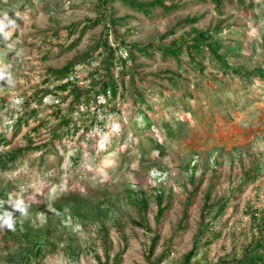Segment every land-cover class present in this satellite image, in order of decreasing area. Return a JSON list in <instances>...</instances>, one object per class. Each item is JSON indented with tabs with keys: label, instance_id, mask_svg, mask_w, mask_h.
<instances>
[{
	"label": "rangeland",
	"instance_id": "obj_1",
	"mask_svg": "<svg viewBox=\"0 0 264 264\" xmlns=\"http://www.w3.org/2000/svg\"><path fill=\"white\" fill-rule=\"evenodd\" d=\"M163 1L176 8L145 15L121 1L108 5V21L69 51L86 21L99 16V0H0V133L7 142L0 155L30 148L0 174V264H24L36 241L45 247L32 264H106L107 256L114 264L121 253L119 264H156L167 250L161 264H180L196 244L191 264L235 263L262 238L248 212L264 210V78L227 75L208 60L198 70L187 55L180 57L185 69L173 58L137 55L134 83L125 77V98H116L119 111L107 114L103 127L89 122L88 131L56 137L72 98L63 100L68 93L57 90L59 83L45 82L49 69L95 51V61L76 66L77 84L91 87L107 37L123 49L119 56L134 43L147 45L172 31L162 43L179 40L192 27L219 25L218 37L236 41L228 65L264 68V0L225 2L221 13L212 0ZM109 18L121 22L111 26ZM76 24L81 26L71 34ZM135 91L150 107L142 108L148 127L136 114ZM34 109L26 124L18 123ZM94 111H100L96 103ZM80 112L73 111L72 124L80 123ZM103 118L99 114L98 121ZM159 193L169 209L157 221ZM141 198L149 204L144 228L133 223L142 220L134 203ZM206 201L227 204L220 216H208L210 230L198 241Z\"/></svg>",
	"mask_w": 264,
	"mask_h": 264
},
{
	"label": "trees",
	"instance_id": "obj_2",
	"mask_svg": "<svg viewBox=\"0 0 264 264\" xmlns=\"http://www.w3.org/2000/svg\"><path fill=\"white\" fill-rule=\"evenodd\" d=\"M117 1H121L128 8L135 10L136 12H142L145 15H149L153 10L161 8L165 12H170L171 10L175 9L176 6H166L163 0H154L151 3H144V4H137L134 1L130 2L129 0H99L98 4V12L99 16L94 20H87L83 28L79 30L80 24L74 25L70 28V33L74 34L77 31L79 32V36L69 47L68 50H72L75 46H77L86 32L89 29L97 28L99 25L107 22L106 19L110 15V9L108 5L115 4ZM215 4V9L217 12L221 13V9L225 2L233 3L234 0H212ZM239 3H243V0H236ZM109 22L112 25L115 22H121L120 19L115 21L116 19H110ZM196 20L187 21L191 22L192 25L196 23ZM110 25V24H109ZM108 30V29H107ZM222 30L221 27L218 25L213 30H201L196 27H192L190 31L184 33L179 40H173L169 44L162 43L161 40L167 38V35H174V32H169L167 35L162 36L158 41L147 44V45H140L138 43H134L124 49L125 53L121 52V55L117 56V51H123V49L118 48L116 49L111 45L109 42L108 37L102 41V52L104 59L96 66L94 71L90 73V83H92L91 87L83 88L78 85L77 80L79 79V73L76 69L77 65L81 64H91L92 60L95 61V51L87 52L81 56L76 57L73 61L67 63L64 67L60 69H49V77L46 79L45 82H56L59 85L56 87L59 92H67L68 94L66 97H63V100L67 99L68 97L72 98L71 103V111L70 113L64 115L62 117L60 127L62 128V134L56 135V137H62V135H70L77 133L80 128L85 129L86 131L89 130V122L93 124H99V126L103 127L105 122V116L110 113H116L119 109L116 107L117 96L121 95L125 98V94L127 92L125 77L129 76L130 81L134 83V70L132 68V63L136 61L137 55L144 57V58H152L154 55H159L163 60L168 58H173L179 63V67L185 69L186 67L181 64L180 57L183 55H187L189 57L190 63L192 66L198 70L202 69V61L210 62L211 64H217V66L222 70L224 74L236 75L239 77H247V76H259L264 78V68L257 69L254 72H251L244 67H232L228 65L227 60L230 57L229 51L231 50L230 45L233 43L236 44V41L229 40L225 37H218L221 34ZM124 44V40L121 41ZM233 49V48H232ZM241 50L242 47H239ZM117 66L121 67L119 70V76L116 78L113 75L115 68ZM104 72L102 75V79L100 81L97 80V77L100 75L101 72ZM74 75L73 81L63 82L66 79H69L70 76ZM120 78V79H119ZM142 82V80L140 79ZM169 81L173 82L174 85H178V81L174 79H170ZM177 90H180V87H176ZM121 89V90H120ZM140 89V88H137ZM95 96V100H94ZM133 103L135 104L136 114L142 116L145 125L148 127L150 126L148 117L144 114L145 109H150L149 105L147 104L146 100L143 97V93L138 91L133 92ZM104 98V102L99 103L98 100L100 98ZM95 103L97 108L100 110L99 112H91V108L95 107ZM86 107L87 111L80 112V107ZM26 107V106H25ZM27 111L28 108H25ZM21 116L18 119V123H27V120L36 115V110H32L29 115ZM73 111L80 112V116L78 117L80 123H73L72 113ZM99 114H104V118L98 121ZM35 131L38 128L34 129ZM172 132V130H170ZM7 143L5 139L2 137L0 133V145ZM29 147L18 149L14 153H4L0 155V174L10 170V168L15 164L18 156L23 152H26ZM35 150H40L39 147H35ZM251 179L254 180L256 177V173L251 175ZM250 179V178H249ZM209 198V197H208ZM165 196L163 193H159L156 196V205H157V214L155 219L160 221L163 217L164 213L169 209V204H164ZM208 200V199H207ZM137 207L139 208V212L142 215L141 221H134L133 223L141 228H144L146 225V218L145 214L148 209V201L144 198L137 200L134 202ZM226 202H213L208 203L204 206V209L201 213V226L197 233V240L204 238L206 234L209 232L211 223L207 222V218L210 215L220 216L222 212H224L226 208ZM248 213L251 215V220L257 231L262 234V238L257 242L255 249L250 253H245L243 257L237 262H228V263H217V264H264V210L256 211L250 210ZM146 228V227H145ZM149 232H152L149 227L146 229ZM219 235L216 234L214 237L217 238ZM158 238L154 237L152 239V243L150 245L149 254H153L155 247L157 245ZM212 243V240L205 241V246H209ZM35 249L31 250L28 253L27 257L24 260V264H32L34 261H38V257L42 254V249L45 247V244L41 241H36ZM123 253L115 257L114 264L120 263V257ZM169 255V250L164 253L162 257L158 259L156 264H161ZM198 255V246L197 244L186 253L182 259L180 264H191L192 260ZM109 256H107V261L109 260ZM99 264H105L100 261Z\"/></svg>",
	"mask_w": 264,
	"mask_h": 264
},
{
	"label": "clouds",
	"instance_id": "obj_3",
	"mask_svg": "<svg viewBox=\"0 0 264 264\" xmlns=\"http://www.w3.org/2000/svg\"><path fill=\"white\" fill-rule=\"evenodd\" d=\"M74 76V75H73ZM71 77V76H70ZM70 77H69V79H66V80H64L63 82L65 83V82H68V81H73V80H70ZM75 80V79H74Z\"/></svg>",
	"mask_w": 264,
	"mask_h": 264
},
{
	"label": "built area",
	"instance_id": "obj_4",
	"mask_svg": "<svg viewBox=\"0 0 264 264\" xmlns=\"http://www.w3.org/2000/svg\"><path fill=\"white\" fill-rule=\"evenodd\" d=\"M73 79H74V76H71V77H70V80H73Z\"/></svg>",
	"mask_w": 264,
	"mask_h": 264
}]
</instances>
